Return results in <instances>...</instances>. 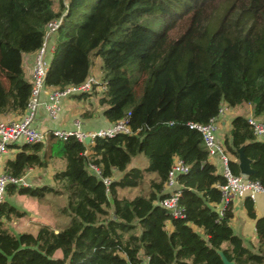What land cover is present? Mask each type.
Returning <instances> with one entry per match:
<instances>
[{"label": "trees", "instance_id": "16d2710c", "mask_svg": "<svg viewBox=\"0 0 264 264\" xmlns=\"http://www.w3.org/2000/svg\"><path fill=\"white\" fill-rule=\"evenodd\" d=\"M0 0V114H23L30 98L22 56L36 52L46 24L54 33L45 85L64 88L85 81L92 59L101 61L104 91L72 94L97 98L111 124L127 116L130 133L94 137L89 144L47 130L44 142L21 143L3 166L23 178L31 168L54 166L52 184L8 183L7 194L36 199L62 196L60 230L41 225L35 233L12 232L7 222L23 217L0 202V264H264V216L244 197L255 222L256 242L230 226L232 202L221 206L224 177L209 161L202 136L188 126L205 123L222 103L252 107L264 122V0ZM130 67V68H129ZM86 109L82 118H92ZM223 144L238 159H250L251 180L264 187V142L243 114L230 118ZM142 154L144 169L128 167ZM175 157L188 166L176 179L182 216L159 201L167 196V172ZM57 163V164H56ZM234 174L238 163L229 159ZM92 166L100 170L96 174ZM148 185L128 197L121 189ZM116 174H119L117 176ZM108 178L110 182L104 183ZM57 252H60L58 255Z\"/></svg>", "mask_w": 264, "mask_h": 264}, {"label": "built area", "instance_id": "2783aa9c", "mask_svg": "<svg viewBox=\"0 0 264 264\" xmlns=\"http://www.w3.org/2000/svg\"><path fill=\"white\" fill-rule=\"evenodd\" d=\"M63 1L66 3L65 0ZM60 22L61 18H55L46 24L42 43L35 52L33 64L29 72L28 79L31 84V93L22 117L16 120H0V158L3 154H7L11 150L10 146L14 144L45 141L47 131L41 130L33 125L36 110L42 103L48 116L54 119L61 109L64 98L70 97L72 94L91 92L94 85H96L95 89L97 91H104L106 89L107 82L102 80L101 76L95 75L94 73H91L84 82L77 85H68L64 88L50 87V89L45 85L44 80L47 67L54 49V44L50 42V39L56 32ZM43 92L47 95L45 102L41 101V94ZM228 110L227 105L222 103L218 108L217 114L212 116L207 122L188 123L189 128L196 129L200 132L208 156L218 157L221 161V175L224 177V183L219 185L221 206L228 202H233L236 199L244 198L245 196L253 199L256 193H264V187L257 181L251 180L249 176L242 173L234 174L228 165L229 155L225 150L223 142L219 141L216 136L218 126L227 116ZM246 118L252 127L255 137L264 142V122L262 119L254 116L253 113L247 115ZM79 124V122H75L74 129L56 128L53 129V132L62 139L73 135L83 143L84 138L87 136L90 137L91 141L96 136L105 137L113 136L120 132H131L127 116L106 128H100L94 131H80ZM92 168L96 174L100 173L97 167L92 166ZM187 170L188 166L181 159L175 157L167 172L164 188L167 196L162 198L159 204L169 210L174 217L182 216V209L179 205V199L182 193L176 177L178 174L187 172ZM103 181L108 184L110 179L104 178ZM10 182L27 185L25 178L16 179L7 175L4 171H0V202L2 201V195L5 193V187Z\"/></svg>", "mask_w": 264, "mask_h": 264}, {"label": "crops", "instance_id": "0c3cea01", "mask_svg": "<svg viewBox=\"0 0 264 264\" xmlns=\"http://www.w3.org/2000/svg\"><path fill=\"white\" fill-rule=\"evenodd\" d=\"M51 43H54V35L50 39ZM34 53L30 54H24L22 56V66L23 70L26 75V79L29 77V72L31 70L33 60H34ZM98 60V58H97ZM99 66L94 70L92 67L91 73H94L95 75L101 76L100 71V64L101 61H99ZM102 77V76H101ZM50 89V87H48ZM47 100V95L45 92L41 94V101L45 102ZM94 102V105L91 106L88 101H78L71 97L64 98L62 100L61 109L59 110L56 118L52 119L48 116L43 103L38 106L35 117L33 120V125L40 128L41 130H53L56 128H62V129H74L75 128V122H79V130L80 131H94L98 130L100 128H106L111 125L110 122H108L102 115V108L98 107L97 105V98H91ZM95 110L96 114L92 118L84 119L82 118V113L86 110ZM248 113L245 115H250L252 113V107L248 105ZM23 114H17V113H3L0 114V120H16L22 117ZM227 116H229L227 114ZM225 117L224 120L221 121V124L218 126V130L216 133L217 139L221 142L224 141L225 135L227 134L229 128H230V119L229 117ZM232 118V117H231ZM16 149H11L6 154L9 158V154L13 152V154L10 156V158L13 157ZM229 155V159L238 161V159H234L232 155ZM7 158V159H8ZM6 159V160H7ZM5 160V161H6ZM209 161L215 166L216 172L221 174L222 171V164L218 157H209ZM5 163V162H4ZM4 166V165H3ZM39 168H31L26 173L27 175H31L34 177V175H37L39 178L44 179L45 181L42 183H49L52 184L51 181V175L53 173L54 168L51 164H47L45 168H43L42 171H46L44 173H40L38 170ZM3 170V169H2ZM25 175V180L28 183H33L32 178L27 177ZM119 176V174H116ZM35 184V183H34ZM37 185V184H35ZM244 198L236 199L232 202V210H233V218L230 221V226L236 232L238 235H240L245 242H251L255 244L256 242V232H255V222L253 219L249 218L246 213V209L244 207ZM254 204V210L257 217L264 216V193L259 192L256 193L255 197L252 199ZM10 204H12L9 200H7ZM13 205V204H12ZM15 206V205H13ZM16 207V206H15ZM22 210V209H21ZM24 211V210H22ZM11 225L17 224L15 220L7 222L6 225L9 229H11L14 233H17L13 227H10ZM26 224H20L21 230L18 232L28 231L31 233H35L39 227V225H35L34 229H26Z\"/></svg>", "mask_w": 264, "mask_h": 264}, {"label": "rangeland", "instance_id": "374dc122", "mask_svg": "<svg viewBox=\"0 0 264 264\" xmlns=\"http://www.w3.org/2000/svg\"><path fill=\"white\" fill-rule=\"evenodd\" d=\"M59 0H55V5L57 6ZM66 1V0H65ZM98 60L100 61V59L98 58ZM97 58H93L92 59V65L94 70H96V68L99 66V62H98ZM130 68V67H129ZM248 105L244 108H229L228 110V115L227 117H229L228 119H230L231 117H233L236 114H243L246 115L248 113ZM13 154L10 153L9 154V158L10 156ZM7 155L3 154L0 158V171H3V165L5 160L7 159ZM57 164V163H56ZM148 164V161L146 159V157H144L142 154H137L136 156L132 157L130 160V163L128 165V167H138L141 169H144ZM54 168V166H52ZM38 170H40V173H44L46 174V171H42L43 168H39ZM27 175V174H26ZM150 175H153L151 173L146 174L144 181H143V186L141 185V187L139 188H132V189H121L119 191L120 195H127L128 197L140 192L141 190H143L144 188L146 189L147 185H148V177ZM32 178L33 183H28L27 185H41L44 184L42 182H44V179L39 178L37 175H34V177H32L31 175H27V177ZM25 178V176L23 177ZM35 183V184H34ZM45 184H49V183H45ZM2 199L3 200H9L13 205L16 206V208H18L19 210H24L25 215L23 217L14 219L17 224L15 225H11L10 227H13L15 229V231L18 233L21 228H20V224H26L25 228L26 229H34L35 225H48L51 228L55 229V230H60L62 229L68 222L69 217L66 215H61L59 214V207L64 205V198L62 196H57V195H52V194H48L46 195L43 199H36L27 195H21L18 193H13V194H7L6 192L2 195ZM11 230V229H10ZM12 231V230H11ZM13 232V231H12ZM57 254L59 255L60 252H57Z\"/></svg>", "mask_w": 264, "mask_h": 264}, {"label": "water", "instance_id": "95a60500", "mask_svg": "<svg viewBox=\"0 0 264 264\" xmlns=\"http://www.w3.org/2000/svg\"><path fill=\"white\" fill-rule=\"evenodd\" d=\"M90 137L87 136L84 138V143L89 144ZM238 169L239 173L245 174L247 176H250L255 173L254 169L251 167L250 159L246 157L243 151V147L238 148ZM216 252L220 255L221 261L223 264H233V261H230L226 258L224 253L221 250H216Z\"/></svg>", "mask_w": 264, "mask_h": 264}]
</instances>
